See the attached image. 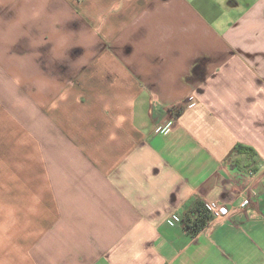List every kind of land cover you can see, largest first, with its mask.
<instances>
[{"label": "crops", "instance_id": "1", "mask_svg": "<svg viewBox=\"0 0 264 264\" xmlns=\"http://www.w3.org/2000/svg\"><path fill=\"white\" fill-rule=\"evenodd\" d=\"M0 113V264H264V0H0Z\"/></svg>", "mask_w": 264, "mask_h": 264}, {"label": "trees", "instance_id": "2", "mask_svg": "<svg viewBox=\"0 0 264 264\" xmlns=\"http://www.w3.org/2000/svg\"><path fill=\"white\" fill-rule=\"evenodd\" d=\"M238 153H252V150L244 145H238L236 147ZM211 218L210 212L206 207V203H200V207L196 211L191 212L184 218V223L187 229L194 233L199 232L207 224V221Z\"/></svg>", "mask_w": 264, "mask_h": 264}, {"label": "built area", "instance_id": "3", "mask_svg": "<svg viewBox=\"0 0 264 264\" xmlns=\"http://www.w3.org/2000/svg\"><path fill=\"white\" fill-rule=\"evenodd\" d=\"M250 203L249 198L243 199L240 204L234 207L222 205L216 202H207L206 207L210 212L211 218L207 221L205 227H212L215 223L229 219L236 210H244Z\"/></svg>", "mask_w": 264, "mask_h": 264}, {"label": "rangeland", "instance_id": "4", "mask_svg": "<svg viewBox=\"0 0 264 264\" xmlns=\"http://www.w3.org/2000/svg\"><path fill=\"white\" fill-rule=\"evenodd\" d=\"M4 99L7 100V101H9V102H12V101H15L17 98L15 96H12V92L10 91V93L8 94V96H4ZM5 115L6 114L1 115V113H0V123L5 122L6 120H9ZM8 115H10L12 117L11 114H8ZM35 116H37V114ZM14 117L16 119L15 120L16 127H14L12 129L14 132L12 133V135L10 137H11L12 141L22 140V142H23V134L21 133V127H20V125H22V118L23 117H22V115H19V114L15 115ZM12 121H14L13 118H12ZM14 146L17 147L16 145H14ZM22 148H23L22 147V144H20V152L18 151L19 149H16V151L14 153H10L9 152V154H10L9 156H12L11 159L15 158L16 156H22L23 155V152H21L22 151ZM23 150H25V149L23 148ZM17 161H15L13 163L14 164L13 166H15L16 169L21 166V162H17ZM4 168H5L4 164L3 163H0V173H2V171H4Z\"/></svg>", "mask_w": 264, "mask_h": 264}]
</instances>
